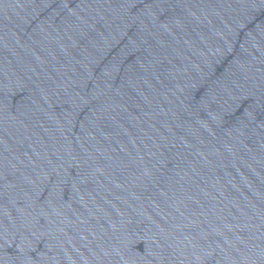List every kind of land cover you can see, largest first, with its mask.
Returning <instances> with one entry per match:
<instances>
[{"label":"water","instance_id":"95a60500","mask_svg":"<svg viewBox=\"0 0 264 264\" xmlns=\"http://www.w3.org/2000/svg\"><path fill=\"white\" fill-rule=\"evenodd\" d=\"M0 264H122L78 144L43 0H0Z\"/></svg>","mask_w":264,"mask_h":264}]
</instances>
